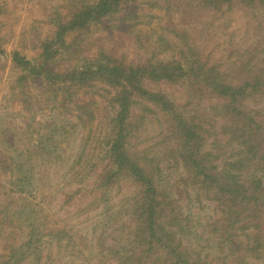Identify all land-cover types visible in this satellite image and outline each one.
<instances>
[{
  "label": "rangeland",
  "instance_id": "obj_1",
  "mask_svg": "<svg viewBox=\"0 0 264 264\" xmlns=\"http://www.w3.org/2000/svg\"><path fill=\"white\" fill-rule=\"evenodd\" d=\"M95 1L0 0V264H120L129 254L122 234L109 236L107 214L111 207L118 209L120 198L136 192L135 184L122 182L106 202L99 192L104 187L93 188L90 174L82 181L73 175L84 168L87 154L98 152L92 141L102 140L108 130L115 112L110 99L114 89L99 81L75 87L68 104L81 107L79 121L64 109L47 111L56 85L37 79L20 88L15 83L19 70L12 61L16 50L39 63L41 44L54 39V20L73 3ZM64 42L53 43L55 57L48 62L53 72L81 70L107 59L134 67L176 61L185 69L198 60L199 65L229 71L255 55L251 49L264 50V24L257 27L252 11L237 2L213 11L202 0H125L103 20L69 32ZM261 57L257 54L255 59ZM193 80L185 75L175 83L144 79L142 84L175 104L186 124L201 126L210 131L211 140L224 142L227 133L221 134L218 116L221 101L209 89L193 85ZM20 90L33 97L35 120L28 121L24 108L22 114L18 111L15 99ZM136 96L129 142L159 162H153L161 168L157 185L171 201V213L162 210L161 219L168 220L173 236L162 239L178 245L186 259L182 264L195 259L197 264H264V227L257 231L259 247L251 251L252 223L240 230L219 222V208L208 199L211 194L189 185L191 179L175 148L179 143L172 135L177 123L154 103ZM245 107L264 110V96L252 95ZM88 131L92 137L84 139ZM11 132L17 145L6 142Z\"/></svg>",
  "mask_w": 264,
  "mask_h": 264
},
{
  "label": "trees",
  "instance_id": "obj_2",
  "mask_svg": "<svg viewBox=\"0 0 264 264\" xmlns=\"http://www.w3.org/2000/svg\"><path fill=\"white\" fill-rule=\"evenodd\" d=\"M123 1L125 0H96L93 4H71L64 16L53 19L54 39L41 44L39 57L40 60L42 57V60H39V63H32L33 61L25 55L13 51L12 61L19 70L15 83L19 84L20 88H26L30 81L40 79L45 84L56 85L57 87H52V104L47 111L64 109L70 116L72 112L75 113L74 118L79 121L82 115L79 111L81 107L74 102L71 106L68 104L72 100L71 91L75 87L89 85L90 81H99L114 89L110 99L113 101L115 112L110 118L108 130L102 140L92 141L96 143L98 152L87 154L83 162L84 168L79 166L81 170H76L73 175H80L77 180L82 181L90 174L93 178V188L104 187V190L99 192L106 197V202L111 200L109 195L113 188L119 187L122 182L130 181L137 187L135 193L127 194L118 200L117 210L111 207L107 214L108 220L111 221L109 236L119 232L122 234L120 238H124L129 246V254L120 264H168L169 260L170 264H182L186 260L181 258L177 244L173 246L172 242L162 239L166 236L171 238L173 234L168 230V220L165 219L163 223L164 218L161 219L162 210L171 213L168 209L171 201L166 200L168 196L160 192L157 185L158 181H161V168L154 163L159 162H154L153 158L149 159L143 152L136 151L129 142L130 136H133L129 120L135 95L154 103L177 123L172 135L179 143L175 148L181 157L187 177L191 179L188 181L189 185L211 194L208 199L219 208V222H222L223 226L225 222L229 227L235 225L240 230L247 223H252L250 226L255 227V235L251 240L253 244L249 247L252 251L259 247L257 244L260 236L257 231L260 232L264 227V110L263 107L250 110L245 107V103L252 95L264 96V50L251 49L250 54L255 55H249L246 63L234 66L229 71H222L217 66H206L205 63L199 65L200 63L196 62L198 60L191 62L186 69L176 61L134 67L111 59L103 63L95 62L81 70L71 68L65 72H53L49 68L50 61L55 57L52 48L54 42L65 45L64 37L69 32L103 20L110 12L116 11ZM233 2L252 11L257 27L264 24V0H202V4L211 7L213 11ZM257 10L261 11L258 16ZM2 23L0 22V25ZM256 53L262 56L258 60L255 59ZM236 74L240 76L236 78ZM185 75H192L193 85L209 89L214 97L221 101L218 113L222 114L218 116L222 119L221 134L227 133L224 142L211 140L208 136L210 131H203L201 126L186 124L182 113L176 112L175 104H170L163 94L149 92L142 84L144 79L175 83ZM59 78L62 81L57 82ZM59 83H63V86H58ZM18 93L15 94L18 111L22 114L24 108V115H30L28 121L35 120L37 117L34 114L33 97L24 90ZM62 104L64 106H58ZM89 133L88 131L83 138L92 137ZM6 142L11 146L17 145L16 134L8 133ZM219 143L224 145L220 146ZM28 148L29 146L27 150ZM223 149L229 150L221 154ZM214 159L218 160V164H215L217 161L214 162ZM126 214L129 215V222H125ZM241 222L243 223L240 224ZM123 225L124 230L121 229ZM197 262L195 259L187 264Z\"/></svg>",
  "mask_w": 264,
  "mask_h": 264
}]
</instances>
